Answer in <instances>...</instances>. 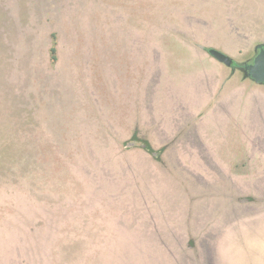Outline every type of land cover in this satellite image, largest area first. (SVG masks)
<instances>
[{
    "label": "rangeland",
    "instance_id": "374dc122",
    "mask_svg": "<svg viewBox=\"0 0 264 264\" xmlns=\"http://www.w3.org/2000/svg\"><path fill=\"white\" fill-rule=\"evenodd\" d=\"M25 3L0 0L3 264H264V99L198 48L251 63L264 0Z\"/></svg>",
    "mask_w": 264,
    "mask_h": 264
},
{
    "label": "water",
    "instance_id": "95a60500",
    "mask_svg": "<svg viewBox=\"0 0 264 264\" xmlns=\"http://www.w3.org/2000/svg\"><path fill=\"white\" fill-rule=\"evenodd\" d=\"M198 48L206 52L216 62L230 69V75L225 82L232 79L236 74H240L242 81L250 79L254 83L264 86V44L260 43L255 46L256 49L260 48V50L249 64L234 61L229 55L215 48H207L201 45H198ZM233 63L236 64V67H232ZM125 148H140L147 151L148 144L142 140L131 139L125 143ZM157 154L156 152L152 153L154 157H157Z\"/></svg>",
    "mask_w": 264,
    "mask_h": 264
},
{
    "label": "crops",
    "instance_id": "0c3cea01",
    "mask_svg": "<svg viewBox=\"0 0 264 264\" xmlns=\"http://www.w3.org/2000/svg\"><path fill=\"white\" fill-rule=\"evenodd\" d=\"M27 1H29V0H17V2L20 4V6H23V5H25L26 3L25 2H27ZM41 2H42V4L41 5H46V0H40ZM2 2H4V0H2ZM45 4H44V3ZM45 8V7H44ZM260 26L261 27H263V30H262V32H260V33H257V34H255L254 36H253V38L254 39H257V40H260V41H262V42H264V22L263 23H261L260 24ZM238 86L237 87H240V85L241 86H245V84H249V85H247V86H250V87H253L254 89H256V90H258V94L259 95H261L262 97H258V99H264V87H259V86H252L253 84H251L250 82H245V81H242L241 79H238ZM242 82L244 83V84H242ZM231 83H233V82H231ZM230 83V84H231ZM230 84H225V83H222L221 85H216V83H215V85L212 87V89H213V93H216V91H218V90H224L225 89V87L226 88H229V89H231V85ZM235 87H236V85H235ZM254 92H257V91H254ZM254 92H250L249 94H246L247 95V97H249V96H251L252 98H253V96H254ZM213 99H215V97H213ZM254 99V98H253ZM144 101V100H143ZM136 102V101H135ZM142 108H146V106L144 105V107H139L138 109H142ZM3 239L2 240H0V264H3Z\"/></svg>",
    "mask_w": 264,
    "mask_h": 264
},
{
    "label": "flooded vegetation",
    "instance_id": "af4514ba",
    "mask_svg": "<svg viewBox=\"0 0 264 264\" xmlns=\"http://www.w3.org/2000/svg\"><path fill=\"white\" fill-rule=\"evenodd\" d=\"M262 44H264V43H262ZM259 50H260V48H257V49H256V48L254 47V49H253V54H254V56H256V54L259 52ZM232 67H236V64L233 63V64H232Z\"/></svg>",
    "mask_w": 264,
    "mask_h": 264
},
{
    "label": "trees",
    "instance_id": "16d2710c",
    "mask_svg": "<svg viewBox=\"0 0 264 264\" xmlns=\"http://www.w3.org/2000/svg\"><path fill=\"white\" fill-rule=\"evenodd\" d=\"M50 52H51V53H52V55H53V53H54V48H52ZM147 151H148V152H152L149 146H148V149H147Z\"/></svg>",
    "mask_w": 264,
    "mask_h": 264
}]
</instances>
